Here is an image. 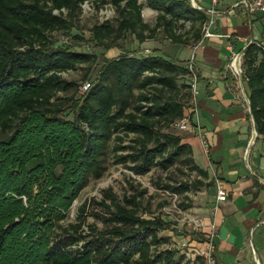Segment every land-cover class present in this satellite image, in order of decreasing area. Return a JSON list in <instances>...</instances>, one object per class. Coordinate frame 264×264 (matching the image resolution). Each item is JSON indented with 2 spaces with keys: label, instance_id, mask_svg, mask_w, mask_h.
Masks as SVG:
<instances>
[{
  "label": "trees",
  "instance_id": "1",
  "mask_svg": "<svg viewBox=\"0 0 264 264\" xmlns=\"http://www.w3.org/2000/svg\"><path fill=\"white\" fill-rule=\"evenodd\" d=\"M85 1L0 0V264H183L186 256L175 249L157 251L169 241L159 233L170 221L142 218L136 197L119 202L107 196L113 208L102 203L108 211L105 232L91 227L83 235L81 222L60 227L64 239L53 238L73 201L104 177L111 159L137 176L185 163L196 179L163 185L175 195L213 186L204 182L208 174L194 163L190 145L163 131L191 115L185 64L161 54L122 52L103 58L93 78L86 74L87 90L62 76L99 61L51 40L54 32L71 30L63 11L76 17ZM110 2L117 22L91 29L96 41L111 40L108 49L127 34L141 44L157 30L173 44L192 46L207 20L189 0ZM143 9L156 13L153 27L143 21ZM241 60L255 139L264 144V43L250 41ZM60 93H72L70 103ZM130 135L131 144L124 145ZM84 211L82 206L78 219ZM199 241L187 244L197 249L192 243Z\"/></svg>",
  "mask_w": 264,
  "mask_h": 264
},
{
  "label": "crops",
  "instance_id": "2",
  "mask_svg": "<svg viewBox=\"0 0 264 264\" xmlns=\"http://www.w3.org/2000/svg\"><path fill=\"white\" fill-rule=\"evenodd\" d=\"M189 1L197 9L206 11L210 8V0ZM238 1L219 0L217 15L220 17L216 18L211 29L216 37L201 38L196 44L181 47L177 52V59L185 65L192 57V66L198 78V129L183 132V142L190 145L194 163L207 172L208 179L204 182L213 183V186L192 197L195 202L190 210L196 217L208 219L206 222L212 220V214H208L215 198L214 180L221 181L223 187L228 188L226 203L235 196L240 198L235 200L237 211H234L232 201L230 205L227 203L229 212L225 214L218 208L215 213L216 264H261L250 242V233L258 224L264 225V206L256 204L258 196L254 191V188L264 187V154L258 159L252 156V164H249L250 152L261 140L255 139L242 79L231 73L229 64L232 57L250 41L264 43V27L260 38L253 37L252 32V27L261 20L264 22V19L257 14L248 18L237 5ZM236 15L246 19L242 26L219 27L222 17ZM243 160L248 173L241 165ZM237 184L251 194L249 200L241 201L245 192H232ZM201 242L200 239L192 244L200 246Z\"/></svg>",
  "mask_w": 264,
  "mask_h": 264
},
{
  "label": "rangeland",
  "instance_id": "3",
  "mask_svg": "<svg viewBox=\"0 0 264 264\" xmlns=\"http://www.w3.org/2000/svg\"><path fill=\"white\" fill-rule=\"evenodd\" d=\"M103 4L101 0H87L81 4L82 12L76 17L70 16L68 11H63L64 19H67L71 23V30L69 33L54 32L51 36V40L55 42L57 46L67 45L79 52H86L95 55L99 60L97 64L82 65L75 71L63 73L62 76L69 81L77 83L80 89H84L86 74L93 78L98 73L103 58H116L122 52L134 53L137 55L142 54H161L172 61L183 64L179 61L177 52L182 45H176L164 38L161 32L157 30L156 34L152 39H147L143 43H139L135 35L127 34L124 40H119L116 46L112 48H106L105 46L110 43L111 40L106 42H99L94 39L91 34V29L95 25L102 24L106 21H110L115 24L118 19L117 10L110 0H105ZM55 14L60 15L59 12L55 11ZM239 16V17H238ZM257 16H261L257 14ZM220 17V16H216ZM142 18L145 23L150 27L155 24L156 13L151 10H142ZM245 18L240 15L222 17L219 21V27L231 28L232 26H242L245 22ZM259 21V20H258ZM264 22H258L252 27L253 37L260 38V33L264 27ZM187 27V26H186ZM181 32L183 30H180ZM147 34V33H146ZM259 40V39H258ZM240 46V45H238ZM188 64V63H187ZM186 64V65H187ZM60 97L64 98L65 103H70L72 93L59 94ZM65 118L72 119L71 115H67ZM177 136L184 138V133L170 126L167 130H163ZM133 135L125 139L124 145L131 144ZM116 143V142H115ZM114 147L112 143L111 148ZM122 152H119L121 154ZM249 164H252V156L257 159L264 154V145L261 141H257L255 146L250 152ZM242 167L248 173L245 161H242ZM196 179V174L189 171L188 165L185 163L176 164L169 171L162 173L158 170H152L145 176H137L129 171L122 164L116 165L113 160H109L108 171L101 180H92L89 185L80 193L79 197L73 201L70 209L65 212V218L61 219L56 229H54L53 238L61 237L64 239L67 235L62 232L61 228H66L71 224H80L82 229L79 233L83 235L91 234V227H94L98 232H105L109 227L105 222L108 211L102 206V203L106 201V205L113 208L111 200H107L108 195H112L117 201L123 202L125 198L131 199L132 197L137 198L139 203V215L142 218L161 217L167 221H170L171 225L169 229L161 231L160 237L168 238L169 241L157 248V251H164L167 249H175L179 255L184 254L185 248L181 246L184 241L199 240L203 241V234L196 233L187 224L180 222L182 220L183 213L191 216H195L191 212L192 203L195 202L194 197L197 192H189L183 195H175L174 193L162 188L163 185L176 186L182 182H192ZM231 188V187H230ZM245 187H233V193L245 192ZM226 189H228L226 187ZM225 189V190H226ZM257 192L256 204L264 206V187L254 188ZM213 192V190H212ZM251 198V194L245 192L244 198L241 201H246ZM240 199L236 196L233 200H228L227 203L233 201L234 211H237V202L235 200ZM24 203L27 204V199H23ZM214 202V201H213ZM221 203L219 210L229 212L228 204ZM227 204V206H226ZM85 206L84 214L78 219L80 215V209ZM47 207V206H45ZM227 207V208H226ZM239 208V207H238ZM180 211L182 212L180 214ZM211 216L210 214H208ZM199 218V217H198ZM203 219V218H202ZM61 227V228H60ZM72 233V231H71ZM250 242L254 246L256 256L258 257L261 264H264V225L258 224L250 233ZM183 264H189L187 261H183ZM198 264H201L198 262Z\"/></svg>",
  "mask_w": 264,
  "mask_h": 264
},
{
  "label": "built area",
  "instance_id": "4",
  "mask_svg": "<svg viewBox=\"0 0 264 264\" xmlns=\"http://www.w3.org/2000/svg\"><path fill=\"white\" fill-rule=\"evenodd\" d=\"M219 0H210V8L206 10L207 20L202 24L201 27V38H208V37H216L211 29L213 30L214 25L216 23V16L218 14V7ZM238 6L242 8L243 14H245L248 18L255 14H260L261 17L264 19V0H239ZM242 51L243 49L235 54L232 57V60L229 64V70L231 73L237 77L238 79L241 78V63H242ZM187 69L190 72L189 78V91H190V106H191V115L190 117H185L182 120L178 121L174 126L181 132H194V130L198 129V122H197V109H198V102H197V84L198 78L197 74L193 69L192 66V57L188 64L186 65ZM90 87V83L87 82L83 86L84 90H87ZM190 123V124H189ZM202 145L204 151L207 152L206 144L202 141ZM214 188H215V198L212 204V210L210 211V215L212 214V220L207 221L208 219L204 220L198 218L196 216H191L183 213L182 220L180 222L187 224L190 229H192L196 233L203 234V241L201 245L197 248H191L188 246L187 241L181 243V246L185 248L184 255L186 256V261H189V264H198L195 261V257L199 258V262L201 264H216V255H215V238L217 232V226L215 224V213L219 208V205L226 201L227 199V192L223 187L221 181L214 180ZM182 212L180 211V214ZM208 229L207 231H205Z\"/></svg>",
  "mask_w": 264,
  "mask_h": 264
},
{
  "label": "water",
  "instance_id": "5",
  "mask_svg": "<svg viewBox=\"0 0 264 264\" xmlns=\"http://www.w3.org/2000/svg\"><path fill=\"white\" fill-rule=\"evenodd\" d=\"M254 135L256 136V133L254 132Z\"/></svg>",
  "mask_w": 264,
  "mask_h": 264
}]
</instances>
